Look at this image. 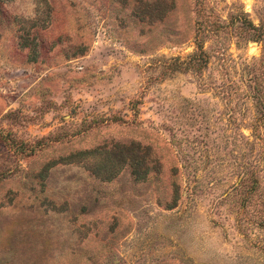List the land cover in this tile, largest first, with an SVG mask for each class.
Returning a JSON list of instances; mask_svg holds the SVG:
<instances>
[{"label": "rangeland", "instance_id": "rangeland-1", "mask_svg": "<svg viewBox=\"0 0 264 264\" xmlns=\"http://www.w3.org/2000/svg\"><path fill=\"white\" fill-rule=\"evenodd\" d=\"M0 264H264V0H0Z\"/></svg>", "mask_w": 264, "mask_h": 264}]
</instances>
